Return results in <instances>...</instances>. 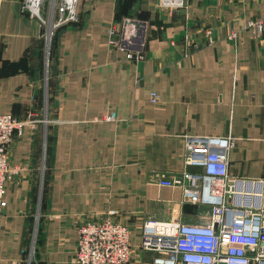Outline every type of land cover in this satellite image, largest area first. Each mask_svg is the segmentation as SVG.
<instances>
[{"label":"crops","instance_id":"crops-1","mask_svg":"<svg viewBox=\"0 0 264 264\" xmlns=\"http://www.w3.org/2000/svg\"><path fill=\"white\" fill-rule=\"evenodd\" d=\"M24 1L0 0V115L37 123L7 146L18 172L0 264H74L80 227L105 219L129 230L131 264H151L143 223L201 211L157 185L199 172L185 168L186 137L233 138L229 173L261 180L264 207V0H77V20L50 36L46 10L42 21ZM129 20L139 62L111 44Z\"/></svg>","mask_w":264,"mask_h":264},{"label":"built area","instance_id":"built-area-1","mask_svg":"<svg viewBox=\"0 0 264 264\" xmlns=\"http://www.w3.org/2000/svg\"><path fill=\"white\" fill-rule=\"evenodd\" d=\"M77 0H25L23 9L42 21L43 9L53 29L75 22ZM162 7L181 9L184 0H162ZM58 14L59 18L54 20ZM53 22V23H52ZM132 23L125 21L117 40L111 42L127 51V58L144 59V38L130 36ZM261 23L257 29L261 31ZM151 94L150 102L159 104ZM110 120L115 119L111 115ZM37 123L32 118L19 121L9 114L0 115V216L5 202V190L17 174L8 163L7 146L13 133ZM233 138L186 137L185 168L170 177H157L160 187L180 190L184 203L199 207L200 212L187 221H146L142 226L140 249L154 255L151 264H264V207L259 180L241 179L229 173V152ZM129 230L110 220L87 222L79 229L74 264H130Z\"/></svg>","mask_w":264,"mask_h":264},{"label":"rangeland","instance_id":"rangeland-1","mask_svg":"<svg viewBox=\"0 0 264 264\" xmlns=\"http://www.w3.org/2000/svg\"><path fill=\"white\" fill-rule=\"evenodd\" d=\"M258 23V22H257ZM257 23L256 24H253V25H251V26H255V27H257L256 25H257ZM261 29H262V23H261ZM10 115V114H9ZM12 116V115H11ZM20 121V120H19ZM16 133H13V137H14V135H15ZM13 137H12V139H13ZM12 141V140H11ZM11 143V142H10ZM161 176H165V175H163V174H157V177H161ZM165 177H170V176H165ZM12 180V179H11ZM10 180V181H11ZM9 181V182H10ZM7 186V185H6ZM192 207H195V206H192ZM105 220H110V219H105ZM97 221H99V220H97ZM111 222H114V221H112V220H110ZM181 221H183V220H181ZM185 221V220H184ZM90 222H96V221H90ZM146 222V221H145ZM131 264V263H130Z\"/></svg>","mask_w":264,"mask_h":264}]
</instances>
